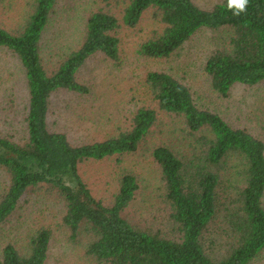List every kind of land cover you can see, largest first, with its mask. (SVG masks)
<instances>
[{"label":"trees","instance_id":"16d2710c","mask_svg":"<svg viewBox=\"0 0 264 264\" xmlns=\"http://www.w3.org/2000/svg\"><path fill=\"white\" fill-rule=\"evenodd\" d=\"M99 1L104 6L88 14L77 47L50 70L41 45L58 0H31L18 29L0 24V47L18 59L28 96L25 134L16 141L0 133V170L8 177L0 194V224L27 191L42 189L63 202L67 237L81 243L86 264H250L264 251V142L198 107L183 82L167 72H148L145 83L157 109L138 108L127 128L102 140L73 144L64 132L49 130L47 116L53 94L89 93L77 78L80 68L96 53L116 59L120 22L135 27L149 9L162 28L140 43L139 55L166 59L198 30L223 29L226 36L204 64L213 91L226 97L237 84H264V0H248L239 16L227 0L210 9L192 0ZM113 4L121 6L120 21L109 9ZM158 111L183 126L177 140L150 150L168 208L161 230L126 215L139 188L134 173L123 169L117 191L105 202L78 172L83 162L119 157L146 144ZM50 240L48 228L33 229L22 243L3 244L0 264H45Z\"/></svg>","mask_w":264,"mask_h":264},{"label":"rangeland","instance_id":"374dc122","mask_svg":"<svg viewBox=\"0 0 264 264\" xmlns=\"http://www.w3.org/2000/svg\"><path fill=\"white\" fill-rule=\"evenodd\" d=\"M192 1L200 8L210 9L220 0ZM30 3L31 0H0V24L7 30L18 29ZM100 6L104 5L99 0H58L41 45L47 69L53 68L65 51L77 47L88 14ZM109 9L120 21L121 6L113 4ZM161 28L151 9L142 13L135 27L129 28L120 22L115 32L119 40L117 58L96 53L86 60L77 78L89 87V93L79 95L62 91L51 96L47 116L49 130L64 132L73 144L115 135L128 127L138 108L157 109L145 77L150 71H163L190 89L198 107L218 113L230 125L245 128L264 142V84H237L222 97L213 91L204 71L206 59L226 36L225 30L202 28L166 59L139 55L140 43ZM27 102L21 65L8 49L0 47L1 134L16 141L21 139L25 134ZM177 122L174 117L158 111L157 123L151 129L147 143L135 152L79 164V175L92 195L109 201L117 191L118 176L127 169L137 176L139 188L126 215L137 225L160 230L167 227L168 208L163 197V183L150 150L168 138L177 140L181 136L179 131L183 126ZM7 185L8 177L0 170V194ZM64 211L63 202L55 195L42 189L27 191L16 209L0 224V251L4 243L20 244L31 230L46 227L51 231V240L45 264H86L81 243L71 242L67 237L69 231L62 221ZM250 264H264V251Z\"/></svg>","mask_w":264,"mask_h":264},{"label":"clouds","instance_id":"9594fccd","mask_svg":"<svg viewBox=\"0 0 264 264\" xmlns=\"http://www.w3.org/2000/svg\"><path fill=\"white\" fill-rule=\"evenodd\" d=\"M248 5V0H227V7L233 10L234 16H239L240 13L245 12Z\"/></svg>","mask_w":264,"mask_h":264}]
</instances>
